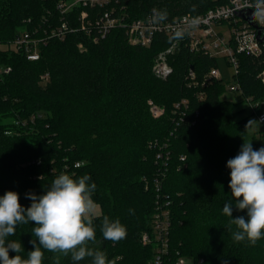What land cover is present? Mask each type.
Segmentation results:
<instances>
[{"label":"trees","instance_id":"obj_1","mask_svg":"<svg viewBox=\"0 0 264 264\" xmlns=\"http://www.w3.org/2000/svg\"><path fill=\"white\" fill-rule=\"evenodd\" d=\"M59 0H0V43L11 41L24 29L53 27L59 22ZM229 0H122L125 22L153 10H167L168 19L185 13L198 15ZM82 7H76L72 16ZM105 7H86L96 17ZM257 33V31H256ZM256 55L237 54L240 99L258 103L264 99V31ZM171 37L157 32L150 46L128 42L123 27L93 42L82 32H69L63 39L50 38L40 47L38 60H26L14 50L0 49V63L11 71L0 79V195L42 194L61 172L76 177L87 174L97 185L93 199L99 206L95 224L97 246L114 264H148L154 246L144 245L154 209L153 176L158 163L157 146L166 142L169 162L161 183L163 201L171 216L166 264H264V238L255 246L237 243L227 231L229 218L222 214L231 199L228 159L235 157L245 140L250 118L234 103L220 98L224 82L204 75L218 59L195 51L183 42L168 57L171 74L156 78L151 72L156 54L170 46ZM84 47L80 49L78 44ZM194 72L193 83L188 77ZM48 81L40 85V75ZM201 95V97H199ZM150 99L162 109L151 116ZM188 101L184 120L173 113L174 103ZM196 112V114H195ZM35 114L27 126L17 119ZM264 139V138H263ZM259 149L262 141H251ZM76 161L81 162L75 166ZM134 210V214L129 213ZM104 215L119 218L127 238L113 244L99 231ZM246 212L233 208V218ZM34 225H20L16 235L25 252ZM10 252V256H14ZM179 258L186 259L178 263ZM60 264H72L60 257ZM57 256L45 253L43 264H56ZM80 264H89L81 261Z\"/></svg>","mask_w":264,"mask_h":264},{"label":"clouds","instance_id":"obj_2","mask_svg":"<svg viewBox=\"0 0 264 264\" xmlns=\"http://www.w3.org/2000/svg\"><path fill=\"white\" fill-rule=\"evenodd\" d=\"M253 9L251 22L264 25V0H253L246 5ZM168 19L167 10H153L151 22L160 24ZM199 16L190 17L187 26L174 29L171 41L179 42L190 30L198 28ZM264 123L249 119L246 131H255ZM226 167L230 169L231 190L222 214L229 218L226 225L232 239L247 242L251 246L264 238V146L254 149L252 142L242 143L238 154L228 159ZM87 174L74 176L61 172L42 194L28 192L25 198L31 201L25 207L19 202V193L5 191L0 195V264H43L45 253L56 254V264L60 257H70L72 264L88 261L89 264H114L105 251L97 246V228L95 224L98 207L93 195L97 185L91 182ZM233 208L246 212L233 218ZM134 214L133 209H129ZM30 243L33 250L25 252L20 240L10 237L16 235L20 225L33 224ZM103 240L116 244L127 238V229L119 218L111 219L104 215L99 227ZM14 252V256H10ZM227 264V261H224Z\"/></svg>","mask_w":264,"mask_h":264},{"label":"built area","instance_id":"obj_3","mask_svg":"<svg viewBox=\"0 0 264 264\" xmlns=\"http://www.w3.org/2000/svg\"><path fill=\"white\" fill-rule=\"evenodd\" d=\"M122 0H59L55 3L58 12L59 22L53 27L43 29L38 33V28L24 29L19 31L9 42L4 43L7 48L2 50H14L21 53L27 60H38L40 57V47L48 42L50 38L63 39L69 32L85 33L90 40L97 42L105 37L113 27H123L126 31L128 42L134 45L150 46L155 33H164L167 36L173 35L174 29L178 26H187L186 22L190 17L199 16L201 23L198 28L190 30L183 40L190 49L203 51L209 57L218 59L222 57L227 64L234 70L233 76L237 73L239 53H249L256 55L261 50L260 42L256 39V29L250 26L249 22L239 17L237 12L247 9L246 5L253 0H229L225 5L215 6L206 11L193 15L185 13L182 16H175L160 24H153L151 17L153 11L148 12L144 17L125 22L124 4ZM105 7L96 17H90L86 7ZM76 7H82L78 15L72 16V11ZM258 25V24H257ZM264 26V25H259ZM225 27V28H223ZM177 42L171 41L170 46L159 51L151 72L157 78L165 79L171 74V67L168 63V57L177 47ZM80 49L84 47L78 44ZM11 71L9 65L0 63V79ZM188 77L193 83L194 72L188 71ZM222 81L221 71L218 65L211 68L203 77L202 83H207L212 79ZM48 72L40 75V85L48 81ZM225 91L239 95L241 93L240 85L233 79V82L226 83ZM201 97V95H199ZM150 105L151 116L158 117L162 112L159 106H156L150 99L147 100ZM188 101L181 99L174 103L173 113L179 115V120H184L183 110L186 109ZM183 109V110H182ZM196 114V112H195ZM256 120L264 117V111L255 113ZM35 114H30L26 118L17 119L18 124L27 126L34 122ZM264 126V123H261ZM157 146L155 159L158 163L157 170L153 176L152 186L155 188L154 209L151 213L150 227L141 236V242L144 245L151 243L154 246V252L149 258L148 264H166L165 257L168 253V239L171 216L169 213L168 202L163 201L161 195V183L168 166L170 153L166 142L158 143L157 140L151 143ZM264 146V140L260 147ZM81 162L76 161L75 166ZM186 259L179 258L178 263H184Z\"/></svg>","mask_w":264,"mask_h":264},{"label":"rangeland","instance_id":"obj_4","mask_svg":"<svg viewBox=\"0 0 264 264\" xmlns=\"http://www.w3.org/2000/svg\"><path fill=\"white\" fill-rule=\"evenodd\" d=\"M225 28V27H223ZM7 48V45L4 43H0V49ZM218 69L221 71L222 74V81L229 83L233 82V72L231 66H229L226 60L222 57L218 58ZM221 99L232 101L234 103V109L238 111V115L234 117V119L241 118L245 115H249L250 118L255 117V113L259 111H264V99L258 103H252L248 100H242L238 95L235 93L224 91L220 95ZM256 119V118H255ZM264 126L260 124V127L257 128L255 131L249 130L246 134L245 140L247 141H262L264 140ZM99 206L96 209V214L99 213Z\"/></svg>","mask_w":264,"mask_h":264},{"label":"water","instance_id":"obj_5","mask_svg":"<svg viewBox=\"0 0 264 264\" xmlns=\"http://www.w3.org/2000/svg\"><path fill=\"white\" fill-rule=\"evenodd\" d=\"M252 12H253V9H243L240 12H237L238 13L237 15L239 17H242L245 20H247L249 22L250 26H252L253 28L256 29V31H257L256 38L262 41L263 37H261L260 34H261V32L264 31V26H259L256 23L251 22Z\"/></svg>","mask_w":264,"mask_h":264}]
</instances>
